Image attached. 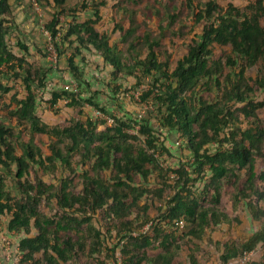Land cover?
<instances>
[{
	"label": "trees",
	"instance_id": "1",
	"mask_svg": "<svg viewBox=\"0 0 264 264\" xmlns=\"http://www.w3.org/2000/svg\"><path fill=\"white\" fill-rule=\"evenodd\" d=\"M20 1L0 0V74L6 70L21 79L26 95L12 96L11 117L32 134L49 136L50 154L44 155L33 139L24 141L0 121V215H11L10 233L27 235L16 245V262L2 259L0 264H201L184 239L202 240L209 230L233 221L222 205L224 197L231 201L232 211L245 203L261 225L242 243L223 242L221 264L260 244L263 254L247 264H264V119L259 116V110H264V1L240 9L233 3L222 6L208 0L194 16L196 24L203 23L201 35L171 68L169 57L158 49V38L149 31L136 34V10L130 11L129 27L121 28L122 42L127 43L122 48L95 27L104 1L93 9L94 19L80 21L69 15L68 0H50L52 18L45 26L60 59L57 69H62L64 57V69L81 81L76 59L84 62V52L94 49L112 67L113 81L129 76L136 87L146 84L140 101L151 100L154 105L149 117L120 118L63 88L52 92V108L63 99L72 108L86 101L112 119L111 125L106 119L87 117L65 126L48 125L36 114V91L45 86L53 70L34 66L8 45ZM82 5L87 7L86 2ZM216 46H229L231 52L214 58ZM20 47L27 53L26 46ZM252 67L260 68L259 75L248 79L246 71ZM226 68H230L227 74ZM0 90L11 88L0 84ZM260 94L263 97L257 100ZM177 131L192 158L189 170L184 164L176 169L164 166V156H170L171 150L159 136L169 135L178 142ZM76 156L82 165L80 174L73 164ZM32 164L50 173L62 166L70 176L57 183L37 176L31 180ZM8 176L16 181L21 196L7 190ZM76 176L81 183L78 191ZM43 205L50 207L51 214L42 211ZM148 224L146 233L133 235ZM33 229L36 234L29 236ZM113 238L118 241L111 242ZM156 250V255H149ZM180 251H185L186 259L179 258Z\"/></svg>",
	"mask_w": 264,
	"mask_h": 264
},
{
	"label": "rangeland",
	"instance_id": "2",
	"mask_svg": "<svg viewBox=\"0 0 264 264\" xmlns=\"http://www.w3.org/2000/svg\"><path fill=\"white\" fill-rule=\"evenodd\" d=\"M103 1L106 4L99 7L101 19L95 26L100 33H107L110 36L111 43L120 44L122 48H125L127 43L122 42L121 36L124 31L121 28L127 29L129 27L130 11L136 10V20L137 24H139L136 34L141 36L144 32L149 31L152 37L158 38L160 40L158 49L163 57H169L170 66L173 68L177 61L187 53L188 46L192 40L197 39L201 35L203 23L196 24L194 16L198 8L204 7L208 0H192L190 3L189 0H68V4L72 8L69 11V15L78 16L80 21L87 18L94 19L93 9L98 3ZM216 1L222 6L233 3L238 8L245 9L256 0ZM84 2H86L88 8L82 5ZM50 3V0H39L41 10L36 11L31 0H21V7L15 5L14 12L19 8L21 9L17 15L14 14L13 25H11L7 35L8 45L15 54L19 56L25 54L26 60L34 66H42L46 70H53L47 75L45 86L36 91L38 96L36 114L40 119L51 126H65L73 120H86L87 117L99 118V120H107L109 118L100 109L86 101H83V106L72 108L67 106L68 101L63 99L57 103L55 108H52L49 104L52 92L61 90L68 85L74 89L73 92L80 93L83 100H91L99 104V107L107 108L110 113L120 118H126L127 114L146 118L149 117L150 113H154V105H152L151 100L148 102L140 101V95L143 89L146 88V84L136 87V80L129 76L113 81L110 75L112 67L106 65L102 57L94 49L84 52L86 59L84 62L80 58L76 59L81 68V81L76 80L70 72L64 69L65 64L63 65L62 63L65 60L64 57H61L60 66L62 69H57V62L60 59H58L55 47L51 43V33L45 26L52 18ZM70 19L71 17H68V20ZM66 20L67 17L61 15V21L66 22ZM262 23L264 25V20ZM46 31L48 35H46ZM21 45L28 48L27 53H24L20 47ZM213 51L214 58H219L228 55L231 49L229 46H216ZM259 70V67L248 68L246 77L248 79L256 78L259 75ZM262 70L264 69L262 68ZM229 72L230 68H226L225 74ZM0 84L6 88H11L9 92L0 90V121L13 128L16 133H19L17 137L21 135L24 141H28L30 138L33 139L34 144L42 149L44 155L50 154L49 136L32 134L25 126L20 125L21 123L14 117H11L12 96L18 94L19 98H24L26 95V89L21 79L4 70V73L0 74ZM120 85L122 90L115 92L114 88ZM201 93L204 96L206 95L205 92ZM263 95L260 94L256 99H262ZM99 113L102 117H98ZM259 116L264 119V110H259ZM153 122L158 125L157 119H153ZM104 127L105 125L100 126V128ZM130 133L136 134V131L131 130ZM175 133L179 139L178 142L172 141L169 135L168 137L159 136L160 141L163 140L165 145L171 150L170 156H164V166L176 169L184 164L189 170L192 161L189 150L186 148L185 142L183 144L184 140L180 132L177 131ZM142 139L143 137H140V140ZM15 141L20 144L18 139H15ZM18 151L20 152V148H18ZM73 164L76 166L77 174H80L82 165L79 163V156L73 159ZM29 172L31 180H34L37 176L48 183H57L60 179L70 176L69 170L62 166H59L55 173H50L42 167L32 164ZM109 174V172L105 173V175ZM75 182V190L78 191L81 189V183L77 176L75 177ZM6 184L7 190L12 196H21L13 177L8 176ZM196 186L201 187L199 183ZM224 204L233 219L230 224H222L215 230H209L202 240L194 238L184 239L186 248H194L196 250V255L201 264H221L220 255L223 251V242L232 239L237 243H242L260 228V222L252 219L245 203L241 204V208L237 211H232L229 198L224 197L222 205ZM42 207L41 209L44 213L51 214L50 207L45 205ZM96 218L98 217L96 216ZM10 219L11 215L9 213L0 215V261L2 259H11L12 263H15L17 260L16 245L19 240L27 235L24 233H10L7 229ZM35 234L36 230L33 229L29 236ZM117 241V238L111 240L113 243ZM259 251L261 252V250ZM157 252L159 251H150L149 255L154 256ZM260 252H258L259 254L256 258L263 254ZM179 258L181 260L186 259L185 251H180ZM109 264H114V262L112 261Z\"/></svg>",
	"mask_w": 264,
	"mask_h": 264
},
{
	"label": "built area",
	"instance_id": "3",
	"mask_svg": "<svg viewBox=\"0 0 264 264\" xmlns=\"http://www.w3.org/2000/svg\"><path fill=\"white\" fill-rule=\"evenodd\" d=\"M31 2L33 4V8L36 11H40L41 10V6L39 4V0H31ZM45 33H46V35H48L47 31ZM50 39H51V37H50ZM64 89L69 90V91H74V89L71 86H69V85L65 86ZM98 117H102L100 115V113H99ZM107 122H108L109 125H111L112 124V119L108 118ZM150 225L151 224L146 225L141 230H139V232H134L133 235H138L139 233H146L148 231ZM178 225H179L180 228H183L184 227V222L182 220H180ZM262 247H263V244H260V246L257 249H255L254 251L246 252L241 258L233 259L228 264H247L250 260H252L253 258H255L259 254L258 253V252H260L259 250H261V252H260L261 254L263 253ZM118 255H119V257H121L120 252H118Z\"/></svg>",
	"mask_w": 264,
	"mask_h": 264
},
{
	"label": "crops",
	"instance_id": "4",
	"mask_svg": "<svg viewBox=\"0 0 264 264\" xmlns=\"http://www.w3.org/2000/svg\"><path fill=\"white\" fill-rule=\"evenodd\" d=\"M18 7H21V1H20V3H19V5H17ZM21 8H19L16 12H14V14L15 15H17V13L19 12V10H20ZM17 20V19H16ZM256 258V257H255Z\"/></svg>",
	"mask_w": 264,
	"mask_h": 264
}]
</instances>
